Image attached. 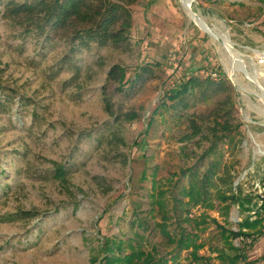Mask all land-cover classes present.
<instances>
[{
  "label": "rangeland",
  "instance_id": "374dc122",
  "mask_svg": "<svg viewBox=\"0 0 264 264\" xmlns=\"http://www.w3.org/2000/svg\"><path fill=\"white\" fill-rule=\"evenodd\" d=\"M190 5L214 34L201 30L181 0H138L130 7L127 43L92 45L72 56L64 42L22 38L0 16V264H106L105 250L113 242L124 243L123 255L131 244L167 264H190V250L164 244L148 194L155 178L171 200L187 185L185 175L205 167L208 161L199 158L209 143L191 136L189 126L209 124L215 102L227 94L239 128L217 152L222 165L232 166L235 185L254 197L256 208L261 205L264 63L258 60L264 59V0ZM236 62L241 70H233ZM113 66L125 72L121 86L108 80ZM207 73L216 74L214 83L224 81L228 92L201 105L194 91L183 101L187 110L169 100L170 90L189 76L204 80ZM104 98L113 115L105 111ZM130 114L135 120L127 122ZM54 164L66 170L65 183L54 179ZM214 204L213 210H191L197 222L207 221L199 229L181 224L185 233L198 232L204 244L197 252L205 259L200 264H227L218 251L231 252L216 225L237 232L238 223L246 215L253 220L256 211L230 206L223 216V205ZM246 248L249 261L264 264V232Z\"/></svg>",
  "mask_w": 264,
  "mask_h": 264
},
{
  "label": "trees",
  "instance_id": "16d2710c",
  "mask_svg": "<svg viewBox=\"0 0 264 264\" xmlns=\"http://www.w3.org/2000/svg\"><path fill=\"white\" fill-rule=\"evenodd\" d=\"M138 0H4L0 2V16L12 27L21 30V37H33L37 42L50 44L52 42H64L72 55L79 50H89L92 45L99 47L119 46L127 43L132 26L131 5ZM140 75H137L138 78ZM125 79V72L118 66H113L108 72V80H114L121 86ZM225 82L214 83L211 78L200 80L195 76H189L186 81L180 83L169 92V100L172 103L184 104V99L192 92H198L197 103L201 105L212 104L216 97L228 92ZM105 111L113 115L111 104L104 98ZM215 108L211 111V122H191L190 135L199 137L209 143L208 148L202 153L199 161H208L202 170L190 171L186 176L187 185L178 195L172 194L168 198L169 191L163 190L160 183L153 178L152 187L148 197L150 199V214H157L160 222L156 229L161 235L164 244L174 247L179 251L190 250L191 263L200 264L205 259L197 256V252L204 247L198 243V232L185 233L181 224H190L199 229L205 225V219L196 221L191 210L201 208L204 211L215 209V202L223 205L221 214L227 215L230 206H237L240 213L252 212L256 203L251 194H244L235 185V176L232 166L222 165L223 154L217 152L218 145L233 133L239 126L232 123V100L229 94L222 100L215 102ZM188 109L187 104L183 105ZM135 120L133 114L126 115V121ZM151 127V122L146 124L143 139ZM144 140L134 144L139 148ZM142 143V144H141ZM214 156L213 160L210 157ZM155 176V174H152ZM53 177L60 183L67 181V173L63 166L54 164ZM261 205L256 208L254 218L246 215L238 223V231H227L217 226L224 247L231 253L218 251L219 258L227 264H254L249 261L245 250L247 243L254 244L264 232V194L259 196ZM202 217V215H200ZM174 221L176 231L169 230L170 222ZM215 223V220H211ZM139 225L142 223L139 221ZM233 240H238L239 247L233 246ZM109 245V246H108ZM106 247V264H167L164 259H157L154 252H145L141 247L129 244L130 253L123 255L124 243H110ZM190 263V264H191ZM172 264H177L173 259Z\"/></svg>",
  "mask_w": 264,
  "mask_h": 264
},
{
  "label": "bare ground",
  "instance_id": "6f19581e",
  "mask_svg": "<svg viewBox=\"0 0 264 264\" xmlns=\"http://www.w3.org/2000/svg\"><path fill=\"white\" fill-rule=\"evenodd\" d=\"M181 4H182L184 10L187 12V14H188L189 16H191L192 12H191L190 9L188 8V5H190V0H181ZM199 24H200V26H202L203 29H205V25H204L202 22H199ZM223 40H224V39H223ZM224 45H225V48H226L227 51L232 52L231 47L228 45L227 42H225ZM233 54H234V53H233ZM230 60H231V59H230ZM236 63H237V62H236ZM229 64H230V63H229ZM233 65H234V64H233ZM241 69H242V68H241L240 66H238V63L235 64V66L233 67V70H234V71H236V70H241ZM244 72H245V71H244ZM245 74H247L249 77H251V78L253 79V77H252L250 74H248L247 72H246ZM248 76H247V77H248Z\"/></svg>",
  "mask_w": 264,
  "mask_h": 264
},
{
  "label": "water",
  "instance_id": "95a60500",
  "mask_svg": "<svg viewBox=\"0 0 264 264\" xmlns=\"http://www.w3.org/2000/svg\"><path fill=\"white\" fill-rule=\"evenodd\" d=\"M188 8L190 9V11L192 12V14L198 19V20H200L204 25H205V29H201V27H199L202 31H204L205 33H207V34H214V32L210 29V28H208V26L205 24V22L202 20V19H200L199 17H198V15L194 12V10L192 9V7H191V5H188ZM218 40L221 42V40L218 38Z\"/></svg>",
  "mask_w": 264,
  "mask_h": 264
},
{
  "label": "built area",
  "instance_id": "2783aa9c",
  "mask_svg": "<svg viewBox=\"0 0 264 264\" xmlns=\"http://www.w3.org/2000/svg\"><path fill=\"white\" fill-rule=\"evenodd\" d=\"M263 63H264V59H259L258 60V64H263ZM206 75H207V77H210L211 79L216 77L215 73H207Z\"/></svg>",
  "mask_w": 264,
  "mask_h": 264
}]
</instances>
